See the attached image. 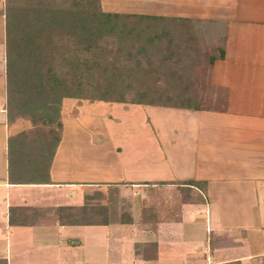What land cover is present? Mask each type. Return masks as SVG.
Wrapping results in <instances>:
<instances>
[{
  "label": "crops",
  "instance_id": "0c3cea01",
  "mask_svg": "<svg viewBox=\"0 0 264 264\" xmlns=\"http://www.w3.org/2000/svg\"><path fill=\"white\" fill-rule=\"evenodd\" d=\"M115 1L113 13L203 30L196 47L217 51L207 71L214 105L63 98L51 150L49 127L7 116L0 0V264H251L264 255V0ZM99 104L160 111L154 159L115 145L102 157V138L82 120ZM187 181L203 190L182 193ZM196 193L202 202H183Z\"/></svg>",
  "mask_w": 264,
  "mask_h": 264
},
{
  "label": "trees",
  "instance_id": "16d2710c",
  "mask_svg": "<svg viewBox=\"0 0 264 264\" xmlns=\"http://www.w3.org/2000/svg\"><path fill=\"white\" fill-rule=\"evenodd\" d=\"M53 1L14 0L13 6V1L7 0L5 51L7 116L9 119L26 116L32 124L49 127L51 150L59 138L58 108L63 98H89L116 104L192 111L201 108L186 99L185 94L180 95L182 102L174 105L145 94L128 100L121 91L133 87V83L123 79L121 73H147L153 67V61H147L149 69L141 68L140 55H147L148 50L154 54L146 46L134 51L123 46V39H126L122 24L124 20L170 21L187 27L192 25L169 18L103 12L98 0H69L66 7L64 2L68 0H63V4ZM117 24H122V28L118 29ZM112 34L117 35L119 45L114 58L109 59L107 53L110 52L100 47L99 43L102 38H109ZM54 36L65 39L66 44L53 46ZM147 39L148 43L152 41L151 38ZM190 44L188 48H198L197 42L193 47ZM118 86L121 95L109 97ZM101 88L105 90L100 91ZM203 187L202 182L187 181L179 190L187 194L194 188L201 192ZM188 196L182 194L183 202H202L200 193Z\"/></svg>",
  "mask_w": 264,
  "mask_h": 264
},
{
  "label": "rangeland",
  "instance_id": "374dc122",
  "mask_svg": "<svg viewBox=\"0 0 264 264\" xmlns=\"http://www.w3.org/2000/svg\"><path fill=\"white\" fill-rule=\"evenodd\" d=\"M114 1L98 0V4L103 12L113 13L122 7L120 1ZM53 2L56 4L61 2L63 4V0H55ZM67 4H69V0L67 3L66 1L64 2V6L66 7ZM118 4L119 6H117ZM122 24L124 25L127 39H123L124 42H122L125 48L134 51L138 47L146 46L154 53L151 54L149 53L150 50H148L147 55H140L141 68L149 69L147 61H153V67L147 73L140 71L133 73L124 71L121 73L123 79L133 83V87L121 90L122 95L126 99H136L139 95L145 94L146 96L157 97L160 102L177 105L182 102L180 95L185 94L187 95L186 99L198 104L201 108H210L214 105L208 89L207 71L212 60L217 57V51L187 47L190 43L191 47H193L196 42H203L204 32L202 29L196 28L195 30L194 26L177 25L170 21L126 19ZM122 24H117L118 29L122 28ZM147 38H151L152 41L148 43ZM117 39V35L112 34L109 38H102L99 43L100 47H104L110 52L107 53L109 59L114 58L113 56L119 45ZM52 41L53 46L56 47L66 44L65 39L58 36H54ZM149 54L150 57H148ZM121 65L123 64L121 63ZM125 67L128 68L127 66ZM116 89L111 94L112 96L110 95L109 97L114 98L121 95L120 87L118 86ZM104 90V88H101L100 91ZM91 93L93 94L94 92ZM213 99H217L216 102H218L221 97L214 96ZM76 100L88 103L102 102L89 98ZM160 113V111L145 110L142 107L130 109L127 106H119L117 110L112 111V106L99 104L97 112L92 117L86 119L83 114L82 120L83 123L97 131L102 138V142L98 146L99 154L102 157L108 158L110 147L115 145L128 151H137L141 157L145 155L147 158L154 159L157 155L155 153L157 133L153 127L154 119L156 121H165ZM90 131H87V133L92 138L93 135H91ZM148 196L153 197L151 193ZM124 206L126 205L124 204ZM197 228L198 231L202 229L199 226ZM101 229L98 228L97 231ZM245 251V248H232L231 252H228L225 257L239 256L244 254ZM251 264H264V255L252 259Z\"/></svg>",
  "mask_w": 264,
  "mask_h": 264
}]
</instances>
